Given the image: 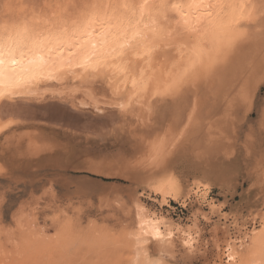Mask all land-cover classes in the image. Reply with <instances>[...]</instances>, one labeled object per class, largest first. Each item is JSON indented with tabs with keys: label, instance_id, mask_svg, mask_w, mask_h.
I'll return each instance as SVG.
<instances>
[{
	"label": "rangeland",
	"instance_id": "obj_1",
	"mask_svg": "<svg viewBox=\"0 0 264 264\" xmlns=\"http://www.w3.org/2000/svg\"><path fill=\"white\" fill-rule=\"evenodd\" d=\"M96 1L0 0V20L76 17ZM248 1L237 49L131 107L115 134L36 122L0 134V264H264V0ZM139 207L172 227L168 254H141Z\"/></svg>",
	"mask_w": 264,
	"mask_h": 264
},
{
	"label": "bare ground",
	"instance_id": "obj_2",
	"mask_svg": "<svg viewBox=\"0 0 264 264\" xmlns=\"http://www.w3.org/2000/svg\"><path fill=\"white\" fill-rule=\"evenodd\" d=\"M100 1L91 3L86 11L76 17L67 13L40 16L27 11L20 12L16 18L0 20V36H16L25 29L28 34L41 39L66 33L70 43L87 39L95 42L99 49L103 43L102 35L116 32L115 28L109 27L115 20L108 18L115 17L113 9L120 0ZM133 2L138 3L139 0ZM159 2L160 0H151L152 4ZM248 2V0H165L166 4H177L179 7L167 9V18L155 16V24L148 22L150 28L159 27L165 35L164 42L160 43L159 49L151 58L120 57L114 52L108 56L110 50L106 49L104 50V55L108 56L106 60L102 59L95 69L92 67L85 69L76 66L83 59L84 49H73L76 56H68L67 46L62 64L61 57L45 54L43 64L35 61L30 65L33 57L29 55L21 64L16 65L5 55L3 57L5 63L0 65L3 75L9 78L23 76L28 79V83L20 89L23 95L0 99V134L15 125L35 122L63 131L70 130L73 135L76 132L80 137L102 138L115 134L121 129L120 124L125 120L126 112H129L131 107L139 108L143 106L142 104L146 106L147 98H152L151 93L163 91L172 80L183 77V85L171 93L177 94L176 92L190 85L195 74L196 78L200 75L202 79V71L207 69L208 64L212 67L217 61H222L225 55L236 50V45L245 39L247 31H250L247 21L251 16ZM92 16L95 19L88 24ZM232 36L237 38L229 44L228 38ZM165 43L168 44L167 47L164 46ZM197 47L203 49L199 59L194 51ZM137 50L142 51V46L137 45ZM97 58L99 57H94L90 63H94ZM125 60L129 61L127 68L132 69L127 76L120 70L125 66ZM193 61H197L195 66H191ZM141 71L143 77L149 79L148 91L143 94L141 103H136L134 99L126 110L121 111L115 107L117 99H127L133 92L131 80L134 76L139 79ZM117 87L120 89V97L114 98L112 91ZM178 114L176 113L171 123L179 122ZM171 189V181H166L158 188L163 196L170 194ZM137 210L134 237L142 248L143 253H140L145 254V257L149 255V248L153 244L158 252L168 254L170 246L168 241L174 232L172 227L166 226L167 223L159 218L148 216L142 207ZM191 242L192 240L188 239L187 243Z\"/></svg>",
	"mask_w": 264,
	"mask_h": 264
},
{
	"label": "snow or ice",
	"instance_id": "obj_3",
	"mask_svg": "<svg viewBox=\"0 0 264 264\" xmlns=\"http://www.w3.org/2000/svg\"><path fill=\"white\" fill-rule=\"evenodd\" d=\"M95 7V5H93ZM177 4H166L165 0H160L158 4H152L151 0H139L138 3L133 0H120L117 7L113 9L116 13L115 17H109V20L114 19L115 23L109 24V27L116 29V32H109L106 35H102L103 43L100 48H97L95 42H91L84 39L78 43H70L66 33L54 36L52 38H38L28 34L27 29L18 33L16 36H0V65L5 63L3 57L7 55L11 58V63L19 65L29 55L33 57L30 61V65L35 61H39L40 64L45 63V54L49 56L61 57V64L63 63V56L65 48L67 46L68 56H76V52L73 49H84L82 53V61L76 64L77 67L95 69L97 65L101 63L102 59H107L111 56V53H116L117 56L125 57L131 56L134 58L143 59L145 57L151 58V56L159 49L160 43L164 42L165 35L162 33L159 27H149V23H156L155 16H163L167 18V9L178 8ZM95 19L94 16L90 17L88 24ZM237 37L232 36L228 38V43L231 44ZM137 45L142 46V51L137 50ZM168 46L167 43L164 45ZM110 50L108 56L104 55V50ZM197 59L200 58L203 49L197 47L194 49ZM19 56V59H17ZM94 57H99L93 61ZM55 62V61H53ZM147 62V60H145ZM197 61H193L191 66H195ZM129 61L125 60L124 67L120 70L127 76L132 69L127 68ZM211 70V64H208L206 71ZM24 71V69H21ZM187 72V69L185 70ZM54 78V77H52ZM28 83V79L23 76L5 77L0 71V99L8 97H14L17 95H23L20 91L21 87ZM133 86V92L128 95L127 99H117L115 107L121 111L126 110L133 100L136 103H141L143 100V94L148 91L149 79L143 77L141 71L139 79L135 76L131 80ZM184 83L183 77L172 80L168 83L163 91H155L151 93V96L166 95L178 90ZM114 98L120 97V89L114 88L112 91ZM164 149L161 144L153 143L151 145L152 160L158 161L162 155ZM231 259V257H228ZM145 264H158L150 259L145 260Z\"/></svg>",
	"mask_w": 264,
	"mask_h": 264
}]
</instances>
